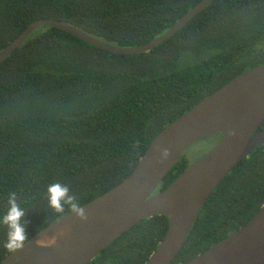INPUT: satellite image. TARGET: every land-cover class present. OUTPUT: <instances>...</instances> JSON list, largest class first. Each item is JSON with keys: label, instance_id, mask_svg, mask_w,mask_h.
Returning a JSON list of instances; mask_svg holds the SVG:
<instances>
[{"label": "trees", "instance_id": "trees-1", "mask_svg": "<svg viewBox=\"0 0 264 264\" xmlns=\"http://www.w3.org/2000/svg\"><path fill=\"white\" fill-rule=\"evenodd\" d=\"M202 1L0 0V54L41 20L118 48L140 47ZM263 64L264 0H216L173 38L136 55L113 54L55 28L33 32L0 64V264L13 253L2 222L11 193L26 214L25 244L74 211L50 206L49 185H67L80 208L105 195L166 127ZM222 137H211L214 147ZM192 164L184 153L153 196ZM263 206L264 146L214 191L172 264L205 253ZM167 230V217L146 219L89 264H147Z\"/></svg>", "mask_w": 264, "mask_h": 264}, {"label": "water", "instance_id": "water-1", "mask_svg": "<svg viewBox=\"0 0 264 264\" xmlns=\"http://www.w3.org/2000/svg\"><path fill=\"white\" fill-rule=\"evenodd\" d=\"M216 0H203L164 35L133 48L105 44L57 21L30 25L0 54L2 64L33 32L55 28L117 55L149 53L180 32ZM264 64L246 71L166 127L151 143L134 172L105 195L57 220L1 264H89L120 236L155 216L168 230L147 264H172L214 191L254 151L264 146ZM222 135L220 143L194 162L165 191L153 196L185 151ZM55 238L54 244L47 241ZM184 264H264V206L235 233Z\"/></svg>", "mask_w": 264, "mask_h": 264}, {"label": "clouds", "instance_id": "clouds-1", "mask_svg": "<svg viewBox=\"0 0 264 264\" xmlns=\"http://www.w3.org/2000/svg\"><path fill=\"white\" fill-rule=\"evenodd\" d=\"M70 189L67 185L60 184L59 182L49 185V203L52 208L56 211L63 210V204L72 205V209L77 212V214L84 218L85 214L83 210L79 207L74 195L69 194ZM9 209L7 214L3 217V224L7 226V241L5 247L14 252L23 247L24 242L28 239V234L26 231V220L25 211L16 202V193H11L9 196ZM48 244H54L55 238L47 241Z\"/></svg>", "mask_w": 264, "mask_h": 264}, {"label": "rangeland", "instance_id": "rangeland-1", "mask_svg": "<svg viewBox=\"0 0 264 264\" xmlns=\"http://www.w3.org/2000/svg\"><path fill=\"white\" fill-rule=\"evenodd\" d=\"M214 144H215V140L213 138L203 140L188 148L185 151V155L192 163H194L198 159L206 155L209 151H211L212 148L214 147Z\"/></svg>", "mask_w": 264, "mask_h": 264}]
</instances>
